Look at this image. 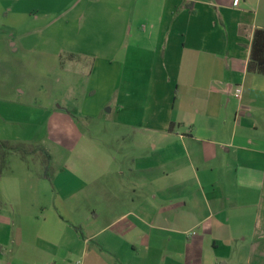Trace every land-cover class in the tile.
I'll use <instances>...</instances> for the list:
<instances>
[{"label": "crops", "instance_id": "0c3cea01", "mask_svg": "<svg viewBox=\"0 0 264 264\" xmlns=\"http://www.w3.org/2000/svg\"><path fill=\"white\" fill-rule=\"evenodd\" d=\"M5 7L8 54L32 55L57 78L39 98L0 86L43 109L27 137L0 135L31 149L0 167V264H264V75L246 71L264 0ZM66 91L81 116L104 113L117 127L114 149L65 131L77 124L57 104ZM53 131L86 163L64 167L63 181L39 164L38 142Z\"/></svg>", "mask_w": 264, "mask_h": 264}, {"label": "rangeland", "instance_id": "374dc122", "mask_svg": "<svg viewBox=\"0 0 264 264\" xmlns=\"http://www.w3.org/2000/svg\"><path fill=\"white\" fill-rule=\"evenodd\" d=\"M3 10L1 12L0 9V86L6 88H12L14 85L26 86L30 88L31 94L39 98L38 94L41 93V96H43L45 93L46 89L44 88L47 80H54L57 77L51 76V74L46 75L44 62H36L37 60L32 55L22 54L20 50L16 53L8 54L7 49L9 45L6 44L5 40L8 39L11 32L3 25L4 16L8 11V7H5ZM11 42L12 40H9V43ZM66 61V56L63 55L61 62L65 64ZM23 65L26 66L25 72L21 71V66ZM66 69L69 70V66H66ZM13 75H16V77ZM26 75H30L31 78L26 77ZM66 89H69V87L65 85L64 90ZM73 96L74 94L72 95V93L66 91L65 97L62 100H57V104L68 109L70 112H75L76 115L77 124L74 126H63L65 131H74L73 133L77 136L81 133L89 135L94 144V148L98 150H101L102 147L114 149L115 147L112 146L113 141H110L109 137H112L114 133L118 132L117 127L107 125L104 113L94 120L81 116L84 109L81 105L79 106V102L82 101L80 99L78 101L77 99L73 100ZM20 97L21 95L17 92L6 93V95L0 94V115L4 119L7 118V120H4L5 123L0 121V135L13 138L27 137L26 132L28 129L37 128L39 122L43 119V109L40 108L39 101L24 104L32 105V108H23L20 107L23 106L20 104ZM48 133L49 137L38 142L43 147V149H40L39 156L41 161L39 164L47 166V174L50 175L51 179L57 176V181H63L66 175H70L68 171L63 170L64 167L67 170L73 167H85L86 163L77 162L79 161L78 159L75 162V157L67 152L66 147H63V144H68V142L61 140L55 141L53 140V138H57L55 132ZM18 145L23 146V144ZM30 150V148H25L27 153ZM18 156L20 155L18 154ZM67 180H71V178ZM84 230L85 228L83 227L81 232L84 233Z\"/></svg>", "mask_w": 264, "mask_h": 264}, {"label": "trees", "instance_id": "16d2710c", "mask_svg": "<svg viewBox=\"0 0 264 264\" xmlns=\"http://www.w3.org/2000/svg\"><path fill=\"white\" fill-rule=\"evenodd\" d=\"M246 71L264 75V29H256L253 32L249 60L246 65ZM17 153L21 158H25L27 152L21 145H9L0 141V167L4 166L8 154ZM47 166H45V170Z\"/></svg>", "mask_w": 264, "mask_h": 264}, {"label": "built area", "instance_id": "2783aa9c", "mask_svg": "<svg viewBox=\"0 0 264 264\" xmlns=\"http://www.w3.org/2000/svg\"><path fill=\"white\" fill-rule=\"evenodd\" d=\"M233 93L235 96H238L240 94V89L236 88Z\"/></svg>", "mask_w": 264, "mask_h": 264}]
</instances>
